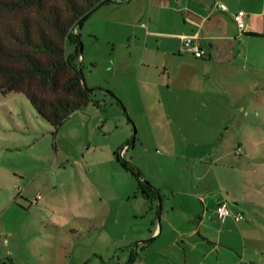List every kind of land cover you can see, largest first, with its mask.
<instances>
[{
	"label": "rangeland",
	"instance_id": "374dc122",
	"mask_svg": "<svg viewBox=\"0 0 264 264\" xmlns=\"http://www.w3.org/2000/svg\"><path fill=\"white\" fill-rule=\"evenodd\" d=\"M122 1L99 6L78 30V61L89 88L96 80L115 82L119 61L126 62L128 40L114 23L125 16L128 2ZM252 39L251 63H246L237 81L243 91L237 117L230 115L232 106L228 104V118L216 125L197 118L180 121L190 139V146L181 151L155 145L158 123L151 124L140 111V101L127 105L99 90L88 91L86 104L55 128L22 92L0 93V262L119 264L128 253L142 256L147 247L155 248L158 243L142 249L136 247L133 237L157 217L158 203L145 199L147 216L134 217L137 208H145L141 206L143 198L135 197L139 180L158 188L150 180L166 183L183 175L200 176L202 170H182L188 158L181 152L194 161L202 147H208L196 143H210V150H215L211 157L203 158L206 165L230 166L225 174L229 185L241 178L248 196L264 193V38ZM255 52L260 55L252 56ZM159 122L174 129L164 119ZM124 144L127 146L121 151ZM118 154L139 171V177L123 168ZM17 172L25 177L18 178ZM206 192L197 194H209ZM37 194L41 198L33 203ZM250 230L247 242L259 243L264 226ZM235 242L241 243V239ZM195 247L191 251L187 245L189 257L190 251L194 256L201 252L202 245ZM175 256L184 259L183 253Z\"/></svg>",
	"mask_w": 264,
	"mask_h": 264
},
{
	"label": "crops",
	"instance_id": "0c3cea01",
	"mask_svg": "<svg viewBox=\"0 0 264 264\" xmlns=\"http://www.w3.org/2000/svg\"><path fill=\"white\" fill-rule=\"evenodd\" d=\"M124 2H128L125 16L114 19V23L123 29L128 40L126 62L119 61L120 67L114 72L115 82L113 79L96 80L91 84L93 90L114 100L116 96L127 105L140 101V111L151 124L158 123L153 134L155 145L168 151H181L190 146L188 134L179 125L182 120H212L216 125V121L228 118V104L232 106L230 115L237 117V104L243 98L238 76L246 69V63H251L249 45L252 38H264V0ZM217 2L224 3L227 10L218 9ZM239 10L245 13L246 26L242 31L232 18ZM183 35H195L205 56L194 57L183 49ZM98 87L107 88L114 96ZM161 119L171 123L174 129L162 127ZM196 145L208 147H202L204 150L194 161H191L193 157L181 152L188 158L182 170L186 173L202 170L200 176L183 175L179 180L166 183L150 180L158 187L159 195L155 200L158 215L150 219V226L144 224L142 230L136 231L133 241L142 249L149 243H158L157 246L147 247L142 256L137 252L128 253L119 264H264V234L259 243H248L246 239L251 228L264 226V193L248 196L241 178H237L233 186L229 185L225 174L230 166L210 162L206 165L203 158L211 157L215 150H210V143ZM126 146L124 144L121 151ZM16 175L20 179L25 177L21 172ZM198 191L209 194L199 195ZM139 196L145 208H137L134 217L147 216L148 212L146 198L135 193L136 198ZM220 200H225L230 209L241 212L243 217L219 223L215 206ZM237 238L241 243L235 242ZM188 244L191 251L195 245H202L201 252L194 256L190 251L193 258L189 257ZM176 252L183 253V261L175 256ZM59 256L63 258V253ZM11 264L14 261L11 260Z\"/></svg>",
	"mask_w": 264,
	"mask_h": 264
},
{
	"label": "trees",
	"instance_id": "16d2710c",
	"mask_svg": "<svg viewBox=\"0 0 264 264\" xmlns=\"http://www.w3.org/2000/svg\"><path fill=\"white\" fill-rule=\"evenodd\" d=\"M109 1L0 0V93L22 92L37 113L58 128L88 101L77 61L81 38L73 28H80L97 6ZM117 161L139 177L119 154ZM136 193L150 201L157 197L153 187L140 180Z\"/></svg>",
	"mask_w": 264,
	"mask_h": 264
},
{
	"label": "built area",
	"instance_id": "2783aa9c",
	"mask_svg": "<svg viewBox=\"0 0 264 264\" xmlns=\"http://www.w3.org/2000/svg\"><path fill=\"white\" fill-rule=\"evenodd\" d=\"M215 6L221 10H227L226 5L222 2H217ZM232 18L237 23L239 30L242 31L246 26L244 11L239 10L233 13ZM75 30L76 29L74 27L73 31L75 32ZM182 47L183 49L190 51V53L194 57H203L206 54L205 50L200 46L198 42V38L195 35H183L182 36ZM236 152L240 153L241 148L238 147L236 149ZM40 198H41L40 194H37L35 198L32 200V202L35 203ZM215 213H216V218L218 222L221 224L224 223L228 218H232L233 220L238 221L243 217L241 212L233 211L232 209H230L225 200H220L216 204Z\"/></svg>",
	"mask_w": 264,
	"mask_h": 264
},
{
	"label": "water",
	"instance_id": "95a60500",
	"mask_svg": "<svg viewBox=\"0 0 264 264\" xmlns=\"http://www.w3.org/2000/svg\"><path fill=\"white\" fill-rule=\"evenodd\" d=\"M80 50H81V46H80ZM79 74H80V77H81V82L85 86L86 90L87 91H92L94 88H89V87L86 86V83H85V80H84V77H83V73H82V70L80 68V64H79ZM101 90H103L105 93H108L109 95L114 96V94L110 90H108V89H101ZM114 98H117V97L114 96ZM143 183L146 184V185H150L147 181H143ZM153 189L155 190L156 195L158 197L159 194H158L157 189L155 187H153ZM158 210H159L158 212H160V204H159V209Z\"/></svg>",
	"mask_w": 264,
	"mask_h": 264
}]
</instances>
